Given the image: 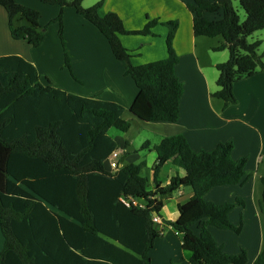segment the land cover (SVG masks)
Listing matches in <instances>:
<instances>
[{
	"label": "trees",
	"instance_id": "1",
	"mask_svg": "<svg viewBox=\"0 0 264 264\" xmlns=\"http://www.w3.org/2000/svg\"><path fill=\"white\" fill-rule=\"evenodd\" d=\"M59 5L63 40L64 8L76 12L107 38L117 59L135 81L138 94L131 108L96 97H83L44 83L36 66L19 55L0 56V226L4 248L0 264H152L151 251L165 228L153 221L165 200L190 187L193 195L179 205V218L166 221L181 235L182 248L191 264H246L247 253L223 251L208 230L235 226L230 212L241 199L216 204L205 199L216 186L236 185L246 176V158L232 157V141L212 151H195L183 135L164 137L154 146L153 188L143 175L144 162L109 170L105 166L119 144L109 134L127 132L131 120L175 122L179 119L184 85L176 75L179 56L173 41L177 21H168V56L140 65L132 62L123 44L125 34L148 35L157 21L127 30L115 12L101 14L104 0L85 7V0H40ZM246 18L241 21L234 0H193L196 36L221 37L214 50L229 51L217 69L219 89L212 94L225 105L237 103L235 83L264 70L261 40L249 36L264 29V0H240ZM16 40L40 46L45 33L38 10L16 0H0ZM206 14H210L208 18ZM146 143L143 145L146 147ZM186 171L167 185L160 180L164 165ZM259 207L264 212V172ZM135 199L130 205L123 201ZM198 223L200 233L192 226ZM264 264V247L254 261Z\"/></svg>",
	"mask_w": 264,
	"mask_h": 264
},
{
	"label": "crops",
	"instance_id": "2",
	"mask_svg": "<svg viewBox=\"0 0 264 264\" xmlns=\"http://www.w3.org/2000/svg\"><path fill=\"white\" fill-rule=\"evenodd\" d=\"M16 1L40 10L42 13L47 11L40 0ZM99 1L101 0H85L83 5L90 7ZM192 3L193 0H104L100 10L101 14L117 13L127 30L142 29L150 21H157L152 28V34L121 36L123 44L133 55L134 65L165 59L168 56L167 36L169 32V27L165 23L178 22L173 41L179 56L175 71L184 85L177 121L145 123L132 119L129 131H119L120 134L114 136L109 134L119 144L116 150L119 153L116 160L119 166L144 162L142 172L149 178L151 188H153V167L157 161L154 146L164 137L183 135L192 149L197 152L212 151L220 143L232 141L234 144L232 157L235 160L247 159L246 176L239 184L212 188L205 195V199L216 204L241 199L243 204L233 208L229 215L230 221L235 226H241V231L236 233L232 229H220L213 225H209L208 230L224 252L235 255L245 250L246 264H254L264 247V212L259 207L263 191L260 186V177L264 172V70H257L253 75L243 77L235 83L234 92L237 103L225 105L223 101H218L219 104H217L215 99L218 100V98L212 96L219 89L217 65L228 60L229 51L227 49L214 50L213 47L220 44V41L212 40L215 38L195 35V15L189 8ZM53 6L58 7L59 5ZM72 8L66 7L64 10V16H67L68 22L85 30L91 36L90 41H99L104 49V55L99 59H90L84 63L89 75L83 81V86L76 83L67 73L63 75L64 83L56 82L49 73H47L48 76H44L32 45L25 40H16L12 37L7 11L1 5L0 56H22L36 66L44 83L49 79L55 87L68 93L117 102L126 109L125 116L130 117L131 105L139 91L135 81L127 74L125 64L114 55L109 42L107 43V38L97 27L75 12V8ZM58 10H51V12ZM206 16L211 18L210 14ZM39 21L41 24V17ZM254 34L250 42L261 40L260 47L264 49V29ZM47 37L46 34L40 45L43 46L42 48L45 46L44 43L46 44ZM40 50L43 52L44 49ZM92 70L97 73H92ZM134 123L144 124L143 127L155 136L154 140L143 136L144 138L139 142L132 136L127 137ZM145 143L146 147L143 146ZM108 160L110 166L106 164ZM108 160L105 161V166L113 170L111 162L115 159L111 156ZM175 175L184 177L186 171L169 161L162 168L160 180L163 185H167L171 177ZM192 195L193 190L190 187H184L165 200L160 215L161 227L165 229L151 251L152 264H191L189 254L182 248L181 235L166 221L177 220L179 205L189 201ZM192 229L196 234L200 233L198 225L194 224ZM3 248L4 236L0 226V252Z\"/></svg>",
	"mask_w": 264,
	"mask_h": 264
},
{
	"label": "rangeland",
	"instance_id": "3",
	"mask_svg": "<svg viewBox=\"0 0 264 264\" xmlns=\"http://www.w3.org/2000/svg\"><path fill=\"white\" fill-rule=\"evenodd\" d=\"M41 4L47 8V11L44 13H42L40 10L38 11L41 14V24L44 29L45 37L46 34L48 35V37L46 38V44L44 43V48H42L43 46H31L34 55L36 56L40 64L41 72H44V76H48L47 73L51 74L55 78L56 82L61 83H64L63 75L64 73H67V75H69L76 83L83 86V81H85L89 75V71L84 66V63H87V61H89L90 59L97 60L102 55H104L103 45H101L99 41H90L91 36L88 35L85 30L74 25V23H69L66 15L63 17L62 40L60 35L61 23L58 18L62 11V8L59 6L57 7L43 3ZM234 5L238 9L239 14H241V21H244L246 13L240 4V0H234ZM55 9L59 10L57 12H51V10L55 11ZM65 9L66 8H64V10ZM254 35L257 36V34ZM248 39L249 41H252V35L249 36ZM212 40H218L221 42L222 38L218 37ZM40 49H44L43 52ZM262 50H264L263 47H260V54L263 53H261ZM79 65L80 67H78ZM92 73L97 72L93 71ZM215 101H217V104H219L218 101L222 100L215 99ZM143 126L144 124L134 123V127H132L127 137L132 136L134 140L139 142H141V140L144 138L143 136H145V138H151L152 140H154L155 136H153V134H151ZM109 133L113 136L116 134H120V132L115 128L110 129ZM106 164L110 166V161H106ZM260 186L263 188L262 183L260 184ZM195 225L197 226L198 223H195Z\"/></svg>",
	"mask_w": 264,
	"mask_h": 264
},
{
	"label": "built area",
	"instance_id": "4",
	"mask_svg": "<svg viewBox=\"0 0 264 264\" xmlns=\"http://www.w3.org/2000/svg\"><path fill=\"white\" fill-rule=\"evenodd\" d=\"M112 157L115 159V161H112L111 162V167L113 168V169H117L118 167H119V164L117 163V158L119 157V153L117 152V151H115V152H113V154H112ZM123 201L126 203V204H128V205H130V202L131 201H133L134 202V204H138V202H137V200H135V199H125V198H123ZM153 221H155L156 223H162V219H161V217L157 214V213H154V215H153Z\"/></svg>",
	"mask_w": 264,
	"mask_h": 264
}]
</instances>
